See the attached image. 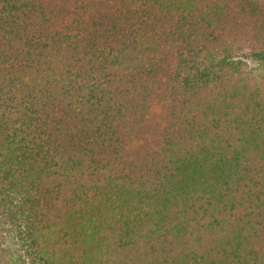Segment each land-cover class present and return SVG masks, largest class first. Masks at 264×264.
Returning <instances> with one entry per match:
<instances>
[{"label": "trees", "instance_id": "1", "mask_svg": "<svg viewBox=\"0 0 264 264\" xmlns=\"http://www.w3.org/2000/svg\"><path fill=\"white\" fill-rule=\"evenodd\" d=\"M0 264H264V0H0Z\"/></svg>", "mask_w": 264, "mask_h": 264}, {"label": "rangeland", "instance_id": "2", "mask_svg": "<svg viewBox=\"0 0 264 264\" xmlns=\"http://www.w3.org/2000/svg\"><path fill=\"white\" fill-rule=\"evenodd\" d=\"M250 65L253 67L255 66L253 63H250ZM70 227H71V231L73 232V224ZM8 247L11 249L12 252L16 250V244L12 241L8 242ZM72 253H73V235L71 236L69 243L65 245L63 248L56 250L54 255L56 256V258H59L60 261H63L64 259H68L70 256L69 254ZM15 255L16 253L13 252L12 254L13 259L16 258Z\"/></svg>", "mask_w": 264, "mask_h": 264}]
</instances>
